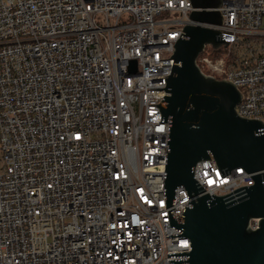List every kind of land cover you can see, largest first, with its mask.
Listing matches in <instances>:
<instances>
[{
	"label": "built area",
	"instance_id": "2783aa9c",
	"mask_svg": "<svg viewBox=\"0 0 264 264\" xmlns=\"http://www.w3.org/2000/svg\"><path fill=\"white\" fill-rule=\"evenodd\" d=\"M210 11L223 23L204 27L227 46L197 65L238 89V115L264 134V0ZM192 12L190 0H0V264H190L192 199L167 196L163 106ZM193 177L228 204L254 186L212 158Z\"/></svg>",
	"mask_w": 264,
	"mask_h": 264
},
{
	"label": "water",
	"instance_id": "95a60500",
	"mask_svg": "<svg viewBox=\"0 0 264 264\" xmlns=\"http://www.w3.org/2000/svg\"><path fill=\"white\" fill-rule=\"evenodd\" d=\"M190 1L194 12L189 18L196 25L186 26L176 43L177 65L163 106L170 124L167 196L172 202L175 191L184 187L192 199L182 227L192 244L190 264H264L263 126L238 115L242 95L232 83L204 75L197 65L207 45L227 46L219 32L204 27L222 25L221 14L210 10L220 8L223 0ZM209 158L222 169L252 175L254 186L240 203L199 196L193 169Z\"/></svg>",
	"mask_w": 264,
	"mask_h": 264
},
{
	"label": "rangeland",
	"instance_id": "374dc122",
	"mask_svg": "<svg viewBox=\"0 0 264 264\" xmlns=\"http://www.w3.org/2000/svg\"><path fill=\"white\" fill-rule=\"evenodd\" d=\"M166 18H168V16L167 15H163L160 20H163V19H166Z\"/></svg>",
	"mask_w": 264,
	"mask_h": 264
},
{
	"label": "snow or ice",
	"instance_id": "6c2138e0",
	"mask_svg": "<svg viewBox=\"0 0 264 264\" xmlns=\"http://www.w3.org/2000/svg\"><path fill=\"white\" fill-rule=\"evenodd\" d=\"M184 246L187 247V244H185Z\"/></svg>",
	"mask_w": 264,
	"mask_h": 264
}]
</instances>
